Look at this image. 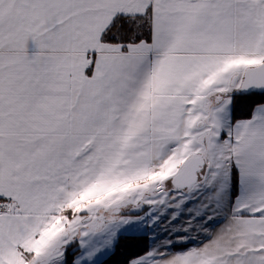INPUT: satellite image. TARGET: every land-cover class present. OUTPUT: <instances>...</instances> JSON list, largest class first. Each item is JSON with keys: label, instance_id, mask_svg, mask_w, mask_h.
Returning <instances> with one entry per match:
<instances>
[{"label": "snow or ice", "instance_id": "1", "mask_svg": "<svg viewBox=\"0 0 264 264\" xmlns=\"http://www.w3.org/2000/svg\"><path fill=\"white\" fill-rule=\"evenodd\" d=\"M0 264H264V0H0Z\"/></svg>", "mask_w": 264, "mask_h": 264}]
</instances>
